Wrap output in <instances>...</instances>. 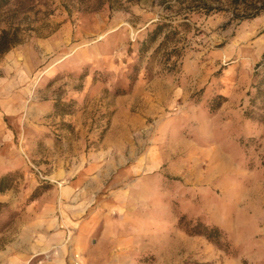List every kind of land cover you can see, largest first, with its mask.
<instances>
[{"label":"rangeland","instance_id":"obj_1","mask_svg":"<svg viewBox=\"0 0 264 264\" xmlns=\"http://www.w3.org/2000/svg\"><path fill=\"white\" fill-rule=\"evenodd\" d=\"M260 5L24 3L21 42L0 56V177L14 175L0 193V264L44 195L60 220L91 227L66 264H264ZM160 23L175 42L139 59ZM199 223L225 233L219 246L188 233Z\"/></svg>","mask_w":264,"mask_h":264},{"label":"crops","instance_id":"obj_2","mask_svg":"<svg viewBox=\"0 0 264 264\" xmlns=\"http://www.w3.org/2000/svg\"><path fill=\"white\" fill-rule=\"evenodd\" d=\"M24 216L26 220L19 224L21 239L6 248L8 264H28L36 256L40 264H66L67 255H74L77 249L83 252L91 233L85 221L60 220L55 202L48 195L38 198Z\"/></svg>","mask_w":264,"mask_h":264},{"label":"trees","instance_id":"obj_3","mask_svg":"<svg viewBox=\"0 0 264 264\" xmlns=\"http://www.w3.org/2000/svg\"><path fill=\"white\" fill-rule=\"evenodd\" d=\"M29 0H0V56L11 50L13 47L18 45L20 40V33L21 29L18 24H15L13 21L19 16L20 14H25L26 9L23 6L24 3L28 2ZM14 6L13 14L14 17L10 20H2L1 16L6 12L10 11V7ZM264 13V5H260L256 8V12L250 16L251 18H255L260 14ZM168 29V30H167ZM166 31V32H165ZM178 35V30L175 27H171L169 24L160 23L155 25L154 29L150 31L146 38L141 42L139 48V59L143 57V55L147 52L149 47L157 41L158 38L161 37V41L157 45V48L154 50V54L159 53L163 46H167L170 43L175 42L176 37ZM174 57V56H172ZM262 59L264 60V53L262 55ZM175 65V64H174ZM133 71L137 74L139 69L134 66ZM262 84L264 82H261ZM260 96H256L261 98L264 95V92L260 89L257 90ZM224 102V98L222 96H216L213 101V109H217L221 106ZM253 117L252 114H246ZM15 174V173H14ZM13 174H5L0 177V193H4L12 188V178ZM40 188H36L32 193L33 199H35L39 194ZM3 207V204L0 203V209ZM188 233L192 236H202L209 242L219 246L221 240H224L225 233L216 226L209 227L203 224H196Z\"/></svg>","mask_w":264,"mask_h":264}]
</instances>
